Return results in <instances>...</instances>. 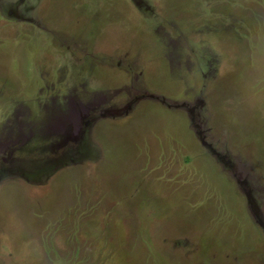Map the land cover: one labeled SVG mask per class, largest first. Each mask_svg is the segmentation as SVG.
<instances>
[{"label": "rangeland", "instance_id": "374dc122", "mask_svg": "<svg viewBox=\"0 0 264 264\" xmlns=\"http://www.w3.org/2000/svg\"><path fill=\"white\" fill-rule=\"evenodd\" d=\"M0 264H264V0H0Z\"/></svg>", "mask_w": 264, "mask_h": 264}]
</instances>
